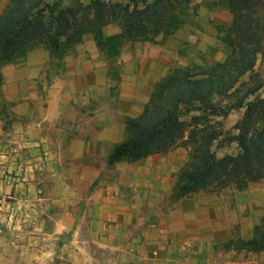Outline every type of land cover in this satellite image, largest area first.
<instances>
[{
	"label": "crops",
	"instance_id": "crops-1",
	"mask_svg": "<svg viewBox=\"0 0 264 264\" xmlns=\"http://www.w3.org/2000/svg\"><path fill=\"white\" fill-rule=\"evenodd\" d=\"M48 54L0 67V264H245L227 249L252 238L263 191L169 202L157 169L123 162L103 182L117 131L108 114L93 117L92 95L76 94L77 72L47 78Z\"/></svg>",
	"mask_w": 264,
	"mask_h": 264
},
{
	"label": "rangeland",
	"instance_id": "rangeland-1",
	"mask_svg": "<svg viewBox=\"0 0 264 264\" xmlns=\"http://www.w3.org/2000/svg\"><path fill=\"white\" fill-rule=\"evenodd\" d=\"M54 1L46 0L49 4ZM155 1L148 0L146 4L139 2L136 10L142 11L147 4ZM9 2L0 0V17ZM133 7L129 0H101L100 4L92 0H61L53 17L47 13L39 17L44 27L43 33L52 27L53 19L58 16L60 9L72 12L73 18L69 15L67 17L76 22V32L68 39L61 37V45L57 50L52 51L48 47L44 36L14 57L33 50H48L49 58L45 61L48 64L47 78H60V71L62 78L66 73L77 72L72 78L77 85L76 94L93 96V117H99L101 113L108 114L110 126L115 127L117 140L121 142L128 138L126 122L141 115L161 81L178 72L194 74L224 63L233 55L236 42L232 32L233 15L227 0L172 1L168 3V9L157 27H149L146 32H137L128 37L121 26L122 18ZM66 62L71 64L67 65ZM258 84H264V50L257 57L253 73L242 77L235 88L226 96L218 98L216 103L226 107L239 102ZM256 95L264 98V85ZM199 116L198 112L184 113L180 117L181 126L177 135L169 140L171 143L164 151L131 163L122 161L127 167L138 164L146 170L157 169L163 176L154 177L151 181L157 189L162 186L173 187L169 202L181 198L175 197L174 188L180 174L190 164L197 141L201 142L200 134L203 130L205 136H216L210 152L217 161L235 157L239 153L238 144L232 139L238 134L244 109H233L225 117ZM263 121H256L251 128H260ZM105 153V150H99L100 155ZM108 167L111 166H107L100 177L103 182L114 175ZM242 182L237 179L213 183L187 195L246 188L262 190L264 193V176L256 181H248L244 188L240 186ZM247 214V217H251L249 211ZM240 240L235 238L234 243ZM227 251H234L232 259L239 263L264 264V252L238 251L233 245Z\"/></svg>",
	"mask_w": 264,
	"mask_h": 264
},
{
	"label": "trees",
	"instance_id": "trees-1",
	"mask_svg": "<svg viewBox=\"0 0 264 264\" xmlns=\"http://www.w3.org/2000/svg\"><path fill=\"white\" fill-rule=\"evenodd\" d=\"M60 1L49 4L46 0H10L0 17V67L38 38L45 36L48 47L54 51L60 47L61 37L68 39L76 32V22L67 17L73 18L72 12L60 9L52 27L43 33L39 17L44 13L53 17ZM92 1L101 3V0ZM172 1L188 0H156L142 11L136 10L137 4H146L148 0H129L134 7L123 15L124 34L130 37L146 32L149 27H157ZM227 3L233 15L232 32L236 36L233 55L224 63L199 73L182 71L161 81L141 115L126 122L128 138L113 148L106 159L107 166L122 161L135 162L164 151L171 143L169 140L177 135L184 113L198 112L199 117L204 118L225 117L233 109H244L238 134L232 139L237 142L239 153L217 161L210 152L216 136H205L203 130L201 142L195 143L190 164L179 176L175 197L205 189L213 183L237 179L243 181L240 186L244 188L248 181L264 176V121L260 128H251L256 121L264 119V98L255 96L264 84L250 89L239 102L226 107L216 103L233 90L242 77L253 73L257 57L264 50V0H227ZM249 97L253 99L245 102ZM234 244L231 241V246L238 251L264 252V217L254 227L251 239Z\"/></svg>",
	"mask_w": 264,
	"mask_h": 264
}]
</instances>
